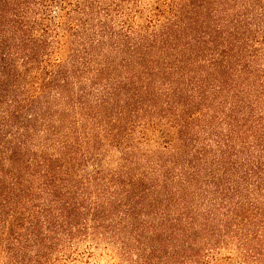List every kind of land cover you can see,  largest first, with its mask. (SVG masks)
<instances>
[{"label":"trees","instance_id":"obj_1","mask_svg":"<svg viewBox=\"0 0 264 264\" xmlns=\"http://www.w3.org/2000/svg\"><path fill=\"white\" fill-rule=\"evenodd\" d=\"M264 264V0H0V264Z\"/></svg>","mask_w":264,"mask_h":264},{"label":"rangeland","instance_id":"obj_2","mask_svg":"<svg viewBox=\"0 0 264 264\" xmlns=\"http://www.w3.org/2000/svg\"><path fill=\"white\" fill-rule=\"evenodd\" d=\"M77 258L78 264H117L113 252L101 249V245L82 247Z\"/></svg>","mask_w":264,"mask_h":264}]
</instances>
